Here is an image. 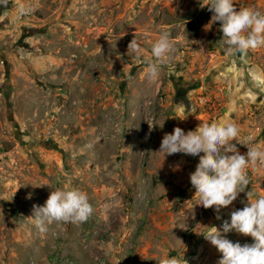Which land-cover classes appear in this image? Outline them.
<instances>
[{
    "label": "rangeland",
    "instance_id": "obj_1",
    "mask_svg": "<svg viewBox=\"0 0 264 264\" xmlns=\"http://www.w3.org/2000/svg\"><path fill=\"white\" fill-rule=\"evenodd\" d=\"M150 2L9 0L0 6V264H158L167 256L218 264L222 254L201 233L242 210L247 191L264 190V167H255L247 191L231 205L219 213L205 209L190 182L199 156L159 152L175 127L187 133L221 121L228 107L226 90L217 88L218 95L210 91L221 103L219 114L194 99L185 104L182 86H173L182 64L174 59L156 81L147 79L145 62L154 59L149 17L167 22L177 12L172 0ZM21 5L35 10L17 18ZM196 5L190 1L191 13ZM135 9L142 10L132 23ZM255 9L264 13V4ZM199 14L213 15L208 8ZM134 37L139 57L128 51ZM214 39L207 38L208 52L231 61ZM236 59L259 69L264 87V48ZM201 87L191 97L208 90ZM237 113L235 123L244 127L232 143L240 154L247 153L240 143L249 136L264 148V107L251 104ZM64 188L85 193L92 215L40 232L30 219L33 206Z\"/></svg>",
    "mask_w": 264,
    "mask_h": 264
},
{
    "label": "clouds",
    "instance_id": "obj_2",
    "mask_svg": "<svg viewBox=\"0 0 264 264\" xmlns=\"http://www.w3.org/2000/svg\"><path fill=\"white\" fill-rule=\"evenodd\" d=\"M9 0H0V6L7 7ZM213 13L211 22H220L226 55L240 54L246 57L250 51L264 48V13L253 7L237 10L234 0H207L202 3ZM34 7L21 5L17 18L34 12ZM220 41V42H221ZM219 42V44H220ZM128 51L137 57L141 55V45L134 37L128 44ZM175 52L171 34L164 31L153 44L151 53L154 59L145 62L146 77L156 81L163 65ZM161 127L163 126L160 125ZM239 125L232 121H213L201 123L196 130L185 133L175 127L173 133L165 134L160 151L172 155L183 153L199 156L196 170L190 174V182L195 188L199 205L205 209L214 208L219 213L235 201L250 184L248 169L264 167V148L257 146L252 137H246L243 144L246 154H240L236 144L240 137ZM203 153V155H200ZM248 203L242 210L231 213L230 222L223 221L220 228L215 226L201 233L222 254L218 264H264V195L247 191ZM87 195L75 188L52 191L43 206H33V219L42 233L54 223L79 224L86 222L93 213ZM217 219L220 216L217 215ZM235 231L253 238V243H233L226 234ZM158 264H187L176 256L163 257Z\"/></svg>",
    "mask_w": 264,
    "mask_h": 264
},
{
    "label": "crops",
    "instance_id": "obj_3",
    "mask_svg": "<svg viewBox=\"0 0 264 264\" xmlns=\"http://www.w3.org/2000/svg\"><path fill=\"white\" fill-rule=\"evenodd\" d=\"M190 1L191 0H172L170 7L173 10L177 7V9H175L177 12H175L171 21L164 22L163 18L154 20L150 15L149 20L152 32H147L148 34L150 33L147 39L149 42L148 44H154L164 31L171 34L175 52L172 54L173 57L171 56L169 58L168 62H172L174 59L176 62L182 63L179 71L180 77L177 78L176 82L174 81L173 86L176 89L182 86L181 89L177 90L178 92L182 91L181 97L186 95L185 104L187 103L188 106L191 104V101H189V98H193L191 97V92L197 90L199 85H202L201 88L208 89L207 91L210 93V90L214 91V88L226 90L224 96L226 100L225 105L228 108L226 113L220 117L221 121L235 122V118L238 117L237 111L243 112V110L245 108L247 110L251 104H254L255 108L264 107V87L258 86V84H261L260 82L262 79L259 69H256L253 65H249L246 61L239 60L238 63H236L232 59L227 62L223 59V56L208 52L207 47L209 43L207 38L213 35L217 38L214 39L213 45H217L219 48L224 47L223 41H221L223 34L220 30V22L212 23V16H208L210 18L206 19V16L204 14L200 15L199 11H197V13H191L190 9L192 7L190 6ZM155 2H161V0H151V6ZM234 2L237 10L242 7L256 8L257 5L264 4V0H234ZM141 10L142 9H135L133 11L131 16V18H133L132 23H134ZM216 51H218V49ZM215 94L218 95L216 92ZM239 127L243 128L244 126L239 125ZM200 155H203V153ZM261 192H264V190L259 189L257 194H264ZM167 224L169 228L171 225L170 223ZM173 224L179 223L173 222ZM164 225V221H159V227L165 228ZM179 225L182 226V224ZM217 226H219V224ZM229 235L230 241L233 243L239 242L242 246L254 242L253 238L250 236H246V238L240 242L239 238L242 234L234 230L230 232ZM161 242L166 246L163 241ZM145 255L147 258L153 256L150 252H146ZM136 256H138V253H136ZM186 259L190 260V257Z\"/></svg>",
    "mask_w": 264,
    "mask_h": 264
},
{
    "label": "built area",
    "instance_id": "obj_4",
    "mask_svg": "<svg viewBox=\"0 0 264 264\" xmlns=\"http://www.w3.org/2000/svg\"><path fill=\"white\" fill-rule=\"evenodd\" d=\"M206 2L207 0H197V5H196L197 10L202 11L206 9L207 8L206 6H202V3H206ZM192 97H193L192 99H194V102L203 109L209 110L214 115L220 113L222 107L219 99H217L214 95H212V93L208 92L207 90H203ZM189 99L191 101V98ZM251 171H252V167L248 169L249 178Z\"/></svg>",
    "mask_w": 264,
    "mask_h": 264
},
{
    "label": "water",
    "instance_id": "obj_5",
    "mask_svg": "<svg viewBox=\"0 0 264 264\" xmlns=\"http://www.w3.org/2000/svg\"><path fill=\"white\" fill-rule=\"evenodd\" d=\"M229 56V55H228ZM231 59H233L236 63H238V60L236 59V55L234 56H229Z\"/></svg>",
    "mask_w": 264,
    "mask_h": 264
},
{
    "label": "flooded vegetation",
    "instance_id": "obj_6",
    "mask_svg": "<svg viewBox=\"0 0 264 264\" xmlns=\"http://www.w3.org/2000/svg\"><path fill=\"white\" fill-rule=\"evenodd\" d=\"M182 92V91H181ZM181 92H178V95L181 97L182 96V93Z\"/></svg>",
    "mask_w": 264,
    "mask_h": 264
},
{
    "label": "trees",
    "instance_id": "obj_7",
    "mask_svg": "<svg viewBox=\"0 0 264 264\" xmlns=\"http://www.w3.org/2000/svg\"><path fill=\"white\" fill-rule=\"evenodd\" d=\"M247 191V190H246Z\"/></svg>",
    "mask_w": 264,
    "mask_h": 264
}]
</instances>
